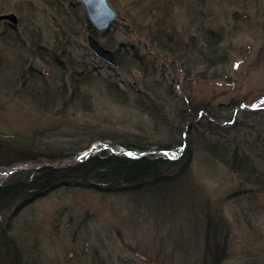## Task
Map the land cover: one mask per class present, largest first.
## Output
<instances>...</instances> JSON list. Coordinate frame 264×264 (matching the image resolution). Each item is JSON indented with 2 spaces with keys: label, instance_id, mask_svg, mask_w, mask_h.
I'll return each mask as SVG.
<instances>
[{
  "label": "rangeland",
  "instance_id": "1",
  "mask_svg": "<svg viewBox=\"0 0 264 264\" xmlns=\"http://www.w3.org/2000/svg\"><path fill=\"white\" fill-rule=\"evenodd\" d=\"M2 1L12 7L6 6L0 12L14 11L17 14L19 22L15 28L18 31L22 30V24L29 26L31 18H28L29 11L25 9L29 5L34 9L33 23L49 20L54 24L46 16V8L41 0ZM108 1L127 18L134 34L126 33L121 27L110 26L106 30L94 29V35L103 44L110 40L113 46L108 47L111 49L120 41L140 40L142 49L154 51L156 44L150 41L149 30L156 35L158 23L151 19L161 14L154 10L153 16L147 10L149 0ZM63 2L72 4L82 14L80 8L83 6L79 0ZM201 2L210 6L200 8L201 14L206 16L198 15L196 3L190 6L187 2L183 6L168 7L162 16L167 20L170 18V23L173 20V33L179 35L181 44L187 45V50L190 45L199 47L201 44L197 29H208L218 34L217 56L223 58L222 62L209 68L205 63H196L200 59L191 53L186 60L193 68L187 72L181 69L172 72L176 83L171 86L177 97L173 98L171 94L157 89L154 95L164 101L167 111L174 113L176 110L173 107L181 105L182 97L189 93L193 94V103L194 100L207 103L218 113L222 112V116H227L225 103L231 97L253 101L262 96L253 102L264 104V0ZM12 27L7 21L0 20V30L12 32ZM45 27L42 26L43 31L52 35L53 28ZM75 29L73 33H67L68 36L63 35L61 42L68 41L91 66L117 79L121 85L140 82L141 73L138 70L126 72L121 68L108 67L93 52L91 55L83 54L81 48L83 44L87 46L86 33L89 29L83 24H77ZM49 41L52 43V39ZM7 54L13 56L11 51L3 52L4 58L0 60L3 74L5 70H12L11 62L5 60ZM162 56L157 54L159 58ZM166 59L172 63L176 57L166 56ZM33 65L45 67L38 58L33 60ZM157 76L165 77L152 75L150 80ZM89 91H86L85 98L79 96V100L86 103L85 111L69 106L56 112L48 107L42 109L40 104L25 94H15L11 87L0 80V135L12 139L33 136L37 145L60 148L83 144L97 137L88 147L95 149L99 145L118 148V140L122 138H134L135 135L144 137L154 131L146 124L150 123L149 116L143 114L133 102L116 99L104 88L93 87ZM200 121L203 123V120ZM190 123L186 121L184 127L186 139ZM159 128L169 130L165 124ZM159 131L161 133H156V136L177 133L176 126L166 134H163L164 130ZM191 143L197 146L190 152L189 173L183 182V187L189 184L185 187L189 199L182 201L173 223L168 217L169 209L163 208L157 212L139 207L132 195L118 189L107 191L93 186L65 184L44 192L12 212V234L37 264H183L186 259L190 264H200L203 235H210L214 227L218 229L220 238L224 239L216 264H264V189L251 195L249 202L244 195L236 192L235 187L239 182L230 168L219 159H209V153L198 146L199 141ZM191 203L194 208H187ZM194 211L197 216L198 212H203L204 217H200V222L193 221ZM207 219L213 226H203ZM218 241L212 242L210 239L209 246L217 247Z\"/></svg>",
  "mask_w": 264,
  "mask_h": 264
},
{
  "label": "trees",
  "instance_id": "2",
  "mask_svg": "<svg viewBox=\"0 0 264 264\" xmlns=\"http://www.w3.org/2000/svg\"><path fill=\"white\" fill-rule=\"evenodd\" d=\"M41 1L46 8V16L54 24L49 20L33 23L34 9L29 5L25 8L29 11L28 18H31L29 26L22 24V30L19 31L12 27V32L0 30V60L4 58V51H11L13 55L10 57L7 54L8 58L5 59L11 62V72L5 70L3 74L0 67V80L11 87L15 94H25L40 104L42 109L48 107L56 112L66 110L69 106L85 111L86 103L79 100V96L85 98L86 91L93 87L104 88L106 93L116 99L128 100L139 107L143 114L149 116L150 123L146 124L154 131L144 137L135 135L134 138H122L118 140V148L99 145L95 149L88 147L97 137L83 144L60 148L37 145L33 136L12 139L0 135V264H37L12 234L11 214L22 204L65 184L93 186L107 191L118 189L132 195L139 207L155 209L157 212L163 208L169 209L168 217L173 223L180 204L189 199L188 189L185 188L189 184L183 187V182L189 173L190 152L197 146L191 143L194 140L199 141L198 146L209 153V159H219L236 175L239 183L235 188L239 195H244L251 202V195L264 189V104L242 106L262 96L252 98L253 101L231 97L225 103L227 108L224 112H227V116H222V112L218 113L207 103L198 100L193 103L191 93L182 97L184 100L181 105L173 107L176 113L167 111L164 101L153 93L157 89L171 94L173 98L177 97L171 86L176 83L172 76L176 70L187 72L193 68V65L189 67L191 64L186 60L191 53L200 59L196 63H205L209 68L222 62L223 58L217 56L218 34L208 29H197L201 44L199 47L190 45L187 50V45L181 44L179 35L173 33V20L170 23V18L167 20L162 16L168 7L183 6L186 2L190 6L196 3L195 10L199 8L198 15H202L200 8H210L209 4L201 0H149L147 10L150 13L156 10L161 14L154 16L152 13L154 17L151 21L158 23L156 35L149 30V39L156 44V49H142L140 40L120 41L113 49L117 64L111 66L105 63L108 67L121 68L126 72L138 70L141 73L140 82L132 81L123 86L117 79L91 66L68 41L61 42L62 36L73 33L77 24H83L95 33L85 10L80 8V14L79 9L70 3L65 4L63 0ZM6 6L11 5L0 0V11ZM117 13L127 21L124 15ZM43 25L48 29L52 27L53 34L45 33ZM110 26L120 27L117 21ZM49 39H52V43ZM104 45L113 46L110 40L105 41ZM82 46L83 54H92L87 46ZM157 52L163 54L162 58L157 57ZM174 55L176 60L168 62L166 56ZM37 58L45 64L44 69L33 65V60ZM159 74L165 77L157 76L150 80V76ZM186 121L191 122L187 139L183 133ZM164 124L169 130L159 128ZM173 126H176V134L168 132ZM159 130H164L163 134L168 133L156 136V133H161ZM187 208L193 209L194 204L191 203ZM198 214L194 211V222H200V217L203 219V212ZM210 224L207 219L203 226L209 228ZM212 228L214 231L210 235H203L200 264L219 262L224 239L220 238L216 227ZM210 239L212 242L219 240V246L210 247ZM186 262L182 263L190 264Z\"/></svg>",
  "mask_w": 264,
  "mask_h": 264
},
{
  "label": "water",
  "instance_id": "3",
  "mask_svg": "<svg viewBox=\"0 0 264 264\" xmlns=\"http://www.w3.org/2000/svg\"><path fill=\"white\" fill-rule=\"evenodd\" d=\"M86 12L87 18L94 29L104 30L113 21H117L120 27L129 34H134L131 25L118 17L116 10L108 0H79ZM0 20H6L13 26L18 24V16L14 11L0 12ZM88 47L97 56L103 58L107 63L117 64L116 55L110 47L105 46L91 31L86 33ZM123 149H121L122 151ZM14 168V167H13ZM12 168V169H13Z\"/></svg>",
  "mask_w": 264,
  "mask_h": 264
}]
</instances>
